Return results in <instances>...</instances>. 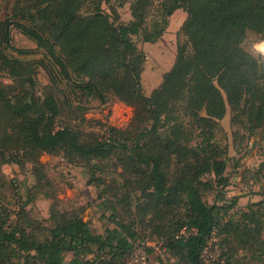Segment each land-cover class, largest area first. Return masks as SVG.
<instances>
[{"label":"trees","instance_id":"obj_1","mask_svg":"<svg viewBox=\"0 0 264 264\" xmlns=\"http://www.w3.org/2000/svg\"><path fill=\"white\" fill-rule=\"evenodd\" d=\"M127 1L130 19L122 21L115 6L103 8L105 0H13L11 16L0 20V74L19 84L0 82V169L29 163L38 183L46 179L39 155L62 153L100 188L105 182L97 174L114 161L177 264H204L202 251L213 235L223 247L236 240L264 264V198L245 209L236 207L237 197L226 200L227 148L218 140L227 111L233 137L245 129L264 139V59L242 46L248 32L264 40V0ZM176 10L185 13L179 28L184 42H177L170 69L146 95L145 55L137 42L159 39ZM12 27L36 49L15 48ZM37 51L41 58L24 59ZM38 67L48 84L38 82ZM62 84L100 102L113 95L132 109L127 127L102 125L99 137L59 122ZM257 173L264 176V159ZM4 185L0 177V197ZM208 192L214 193L212 203ZM97 197L109 204L100 192ZM122 199L128 205L130 191ZM109 208L113 227L103 233L79 213L51 212L53 222L43 234L10 221L2 208L0 264H126L140 236L132 223L117 218L115 206ZM235 257L232 249L223 250L225 264H239Z\"/></svg>","mask_w":264,"mask_h":264},{"label":"rangeland","instance_id":"obj_2","mask_svg":"<svg viewBox=\"0 0 264 264\" xmlns=\"http://www.w3.org/2000/svg\"><path fill=\"white\" fill-rule=\"evenodd\" d=\"M103 8L108 11L109 6H115L122 21L130 19L129 5L126 0H105ZM124 2V4H123ZM156 2V1H155ZM13 0H0V20L8 19L13 9ZM154 14L151 11L150 17ZM185 18L182 10H176L168 20L165 32L155 42H137L138 48L145 55V62L141 73L143 92L149 95L160 82L163 73L170 69L176 53L177 42H184V37L179 34V28ZM11 44L15 48L36 49L35 43L20 33L14 27L10 30ZM262 41L254 32H248L243 42V48L253 54H260L256 45ZM42 53L37 51L34 55L24 57L29 63L41 58ZM264 58L263 55H261ZM37 80L41 85L48 84L47 76L40 67L35 69ZM0 82L8 86L19 84L5 71L0 74ZM62 92L57 94L62 114L61 123L70 124L84 134L94 133L103 137L105 127L112 125L118 129H125L131 119L132 109L111 94L106 96L105 102H100L93 97L62 84ZM230 113L227 111L220 121L222 132L218 135L219 142L226 146L227 166L225 175L228 177V185L225 189L226 200L237 197V208L245 209L249 203L258 202L264 198V176L257 173L260 163L264 159V139L256 131L249 135L245 129H240L238 136L233 137L230 126ZM44 165L46 179L37 183L31 164L24 167L14 163H6L1 166L0 177L5 182L0 197V210L6 208L10 214V221L19 219L21 222L31 224L30 230L36 229L38 234H43L52 224L51 212L56 215L79 213L96 233H103L106 228H112L109 217L110 205L116 207L115 215L118 219L133 224L140 238L134 243V248L125 258L126 264H177L174 257L167 250L148 248L144 242L164 246L162 238L153 233L151 215H142L139 206V193L131 190L127 185L125 176L118 174L120 168L115 169V162L105 164L102 176L104 185L100 188L88 183L89 174L82 166L70 162L59 154L41 153L38 157ZM124 175V176H123ZM130 191V203H123L122 195ZM98 192L109 201L102 204L97 197ZM208 203L214 201V193L205 194ZM236 208V209H237ZM22 211V213H21ZM60 218V217H59ZM227 247L221 246V241L215 235L209 239L202 251L204 264H225L222 258L223 250L232 249L236 253L235 259L239 264H259L236 240H231ZM165 247V246H164ZM134 252H144L145 260H135ZM71 258L70 253L65 254V260Z\"/></svg>","mask_w":264,"mask_h":264},{"label":"built area","instance_id":"obj_3","mask_svg":"<svg viewBox=\"0 0 264 264\" xmlns=\"http://www.w3.org/2000/svg\"><path fill=\"white\" fill-rule=\"evenodd\" d=\"M256 49L257 51L264 56V40L260 41L257 45H256ZM264 59V58H263ZM180 234H184L183 230H181ZM144 244L151 249H156L159 250L162 249L164 250L165 248L159 244L158 246H155V244L150 243L147 239L145 240ZM146 248V249H148ZM134 256H135V260H140V261H144L145 260V256H144V252H134Z\"/></svg>","mask_w":264,"mask_h":264}]
</instances>
